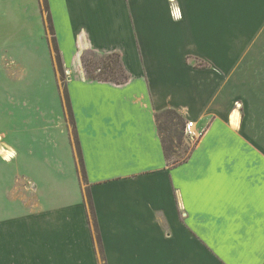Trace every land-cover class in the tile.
<instances>
[{
  "label": "crops",
  "instance_id": "1",
  "mask_svg": "<svg viewBox=\"0 0 264 264\" xmlns=\"http://www.w3.org/2000/svg\"><path fill=\"white\" fill-rule=\"evenodd\" d=\"M47 1L86 184L66 118L64 136L2 147L31 178L10 192L23 211L0 220V264H102L85 186L105 264H264V0ZM87 52L119 53L128 81L88 79ZM168 108L197 138L173 167Z\"/></svg>",
  "mask_w": 264,
  "mask_h": 264
},
{
  "label": "rangeland",
  "instance_id": "2",
  "mask_svg": "<svg viewBox=\"0 0 264 264\" xmlns=\"http://www.w3.org/2000/svg\"><path fill=\"white\" fill-rule=\"evenodd\" d=\"M39 5L41 0H0V151L13 144L15 135L28 139L33 134L64 136L67 133L46 13L40 11ZM61 12L56 5L53 16L58 26L63 19ZM85 54L87 58L92 56V52ZM66 77L65 73L64 83ZM193 144L183 134V143L176 146L175 153H170V161L184 156V149H190ZM10 155L12 152L4 154L6 158ZM23 176L31 178L28 166L21 168L16 161L0 160L1 221L15 219L23 211L21 204L10 197L14 185Z\"/></svg>",
  "mask_w": 264,
  "mask_h": 264
},
{
  "label": "trees",
  "instance_id": "3",
  "mask_svg": "<svg viewBox=\"0 0 264 264\" xmlns=\"http://www.w3.org/2000/svg\"><path fill=\"white\" fill-rule=\"evenodd\" d=\"M40 10L41 12L44 11L46 13V28L51 36L49 41L53 51L55 68L58 73L61 84V94L63 99V106L65 109V115H66L65 118L66 121L69 123L70 127L72 128V135L75 144L76 155L78 158L79 171L82 180L86 184V176L84 172L82 154L80 151V147L78 144V139L75 131V124H74L71 105L66 88V82L65 83L63 82L65 76L64 73L65 70L63 67L60 51L56 43L55 33L53 29L52 19H51L47 0H41ZM80 60L82 67L86 73V76L90 80L105 81L114 84H124L128 81L129 78L128 73L125 71L122 65L120 54L117 52H111L106 54H99L92 52L91 58H87L86 54L83 53L80 57ZM161 117L163 118V121H161ZM155 118H156L157 128L160 135V140L167 164L170 167H173L185 162L188 159L190 152L194 148V145H192L190 149L188 147L184 149V153H185L184 156L179 155L178 157L170 161L171 159L170 153H175L176 146H181L183 143V128L186 123L183 117L174 109L168 108L157 113L155 115ZM85 197L90 210V215L96 237V243L98 245L99 252L101 254L102 264H105L103 259V250L100 241V236L92 206L91 196L87 186H85Z\"/></svg>",
  "mask_w": 264,
  "mask_h": 264
},
{
  "label": "built area",
  "instance_id": "4",
  "mask_svg": "<svg viewBox=\"0 0 264 264\" xmlns=\"http://www.w3.org/2000/svg\"><path fill=\"white\" fill-rule=\"evenodd\" d=\"M183 134L185 137H188L192 142L196 141V135L194 131V125L192 121H187L183 128Z\"/></svg>",
  "mask_w": 264,
  "mask_h": 264
}]
</instances>
